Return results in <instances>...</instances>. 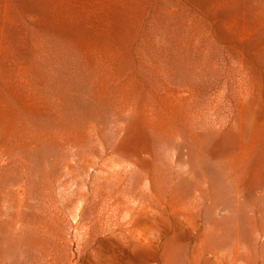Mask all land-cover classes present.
<instances>
[{"label": "rangeland", "instance_id": "1", "mask_svg": "<svg viewBox=\"0 0 264 264\" xmlns=\"http://www.w3.org/2000/svg\"><path fill=\"white\" fill-rule=\"evenodd\" d=\"M0 264H264V0H0Z\"/></svg>", "mask_w": 264, "mask_h": 264}]
</instances>
